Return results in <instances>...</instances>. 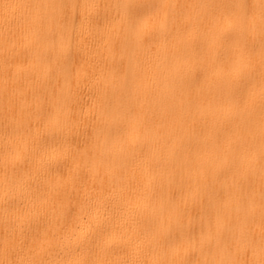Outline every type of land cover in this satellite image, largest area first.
<instances>
[{"label":"bare ground","instance_id":"6f19581e","mask_svg":"<svg viewBox=\"0 0 264 264\" xmlns=\"http://www.w3.org/2000/svg\"><path fill=\"white\" fill-rule=\"evenodd\" d=\"M0 264H264V2L0 0Z\"/></svg>","mask_w":264,"mask_h":264},{"label":"snow or ice","instance_id":"6c2138e0","mask_svg":"<svg viewBox=\"0 0 264 264\" xmlns=\"http://www.w3.org/2000/svg\"><path fill=\"white\" fill-rule=\"evenodd\" d=\"M262 2H264V0H262Z\"/></svg>","mask_w":264,"mask_h":264}]
</instances>
